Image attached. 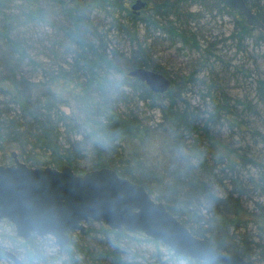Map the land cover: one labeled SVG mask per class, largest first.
Returning a JSON list of instances; mask_svg holds the SVG:
<instances>
[{
  "label": "trees",
  "instance_id": "1",
  "mask_svg": "<svg viewBox=\"0 0 264 264\" xmlns=\"http://www.w3.org/2000/svg\"><path fill=\"white\" fill-rule=\"evenodd\" d=\"M132 1L0 0V163L16 151L34 167L112 168L142 184L194 235L264 264V129L255 126L264 123V31L222 0H145L138 12ZM245 1L264 23V0ZM224 16L233 21L226 35L216 25ZM155 40L177 44L192 63L169 73L155 58ZM231 46L255 66L232 65L222 56ZM135 67L164 74L169 88L152 91L128 75ZM239 75L248 79L244 96L228 92ZM200 93L204 107L191 101ZM143 111L159 119H144ZM115 115L139 133L104 135ZM234 133L243 146H233ZM54 245L48 236L22 240L0 222V261L8 249L36 264H208L93 221L47 256Z\"/></svg>",
  "mask_w": 264,
  "mask_h": 264
},
{
  "label": "water",
  "instance_id": "2",
  "mask_svg": "<svg viewBox=\"0 0 264 264\" xmlns=\"http://www.w3.org/2000/svg\"><path fill=\"white\" fill-rule=\"evenodd\" d=\"M77 2L80 0H70ZM238 10L247 23L264 30V24L244 0H222ZM147 5L134 0L130 7L138 12ZM129 76L144 82L155 92H165L170 79L164 74L135 67ZM104 135L119 139L136 136L139 128L115 115L105 122ZM12 162L0 164V222L12 224L16 237L27 240L35 234L51 236L59 247L66 246L72 231L84 232L86 223H102L114 230L142 233L161 242L173 253L208 264H261L236 252H225L206 238L194 235L139 183L119 175L114 169L100 167L75 172L70 166H29L11 152ZM5 257L12 264H26L6 249Z\"/></svg>",
  "mask_w": 264,
  "mask_h": 264
},
{
  "label": "rangeland",
  "instance_id": "3",
  "mask_svg": "<svg viewBox=\"0 0 264 264\" xmlns=\"http://www.w3.org/2000/svg\"><path fill=\"white\" fill-rule=\"evenodd\" d=\"M231 20H232V18L224 16L222 19H219L217 21L218 24H216V25H221V28H222V30L224 32V35L228 34L229 31L232 28L233 21H231ZM201 24H202L201 26H204V25L207 24V22L203 20L201 22ZM216 25L214 23H208V25H206V26L213 27V29L217 33L218 32V27ZM156 41L157 40H155V42H153V44H152V48L155 51V58L157 59V61H159L163 65L164 68H166V70L169 73H173L174 74L175 72H178L181 69V67L184 68L187 65V62H189V63L191 62L192 63L193 60H191V57L193 58V55L191 57L189 55L186 56L183 50H181V51L176 50L175 48L178 46L177 44L176 45H170L169 42L163 41V42L157 43ZM251 42H252V39H251ZM251 46H252V44H251ZM234 49L235 48L233 46H231L227 50V53L225 55H222V56L226 60L230 59V63L232 65L233 64H240V65H244V67H247V68H249L250 66H252V67L255 66V63L254 62L252 63V60H249L250 55H246L245 53L244 54L243 53H239L237 55H234L233 54L234 51H235ZM251 53H253V52H251ZM252 55L253 54H251V56ZM39 57L42 58V55H40ZM251 59H252V57H251ZM257 62L259 63V59H257ZM239 76H240V85H234L235 82L234 83L232 82L231 83V88L228 90V92L230 94H233V95L244 96V92H245L244 88L247 85L248 79H245V77L243 75H239ZM201 91L203 92L204 90H201ZM191 101L193 102V104L195 103V104H198V105H200L202 107H204V105H205L203 103V99H202L201 93L198 94L197 96L195 95L194 98H191ZM139 115L141 117H143L144 119H146L150 115H151V118L155 119L154 121H157L159 119V113L156 112V111H149V112L143 111ZM250 119H252V117ZM252 121H255V120L252 119ZM149 123L154 125L155 122H153L151 120V121H149ZM251 124L254 125L255 123H251ZM260 124H263V125H260ZM255 126H257V127L259 126L260 128L264 129V123L263 122L261 123V121L259 123L256 121ZM219 133L222 135L223 138L225 136L226 137L229 136V134H230L229 130H228V128L226 126H223V128L220 129ZM233 138L234 139H230V138L229 139L233 142V146L234 147L243 146V143H244L243 141L242 142L240 140L237 141V134L236 133H234V137ZM153 197H155V196H153ZM262 199L263 198H260V200H262ZM245 204H246L245 206H247L249 209H251L253 207V203L250 202V201H246ZM86 225H87V223H86ZM253 228H254V225H252V223H249V228L248 229L251 230ZM48 238H52V237L48 236ZM52 240L54 242L53 238H52ZM3 242L10 243L6 239H4ZM54 244H55V242H54ZM56 246L57 245L55 244L54 246H48L47 247V249L45 251L47 253V256H53V257L57 256V247ZM145 248H147L149 250V252L152 251V247H150V246H145ZM18 250L22 253L23 248L18 247ZM7 260L8 259L5 257V259L0 261V264H9V262L11 263V261L8 260L9 261L8 262ZM27 264H36V263H29L28 262Z\"/></svg>",
  "mask_w": 264,
  "mask_h": 264
},
{
  "label": "flooded vegetation",
  "instance_id": "4",
  "mask_svg": "<svg viewBox=\"0 0 264 264\" xmlns=\"http://www.w3.org/2000/svg\"><path fill=\"white\" fill-rule=\"evenodd\" d=\"M134 1V0H133ZM245 1V0H244ZM245 3H246V1H245ZM247 4V3H246ZM248 6V5H247ZM249 7V6H248ZM234 9V8H233ZM251 9V8H250ZM234 10H236V9H234ZM252 10V9H251ZM236 11H238V10H236ZM253 11V10H252ZM254 12V11H253ZM239 13V12H238ZM240 14V13H239ZM242 15V14H241ZM256 15V14H255ZM245 18V17H244ZM259 19V18H258ZM246 20V19H245ZM247 22V21H246ZM262 22V21H261ZM263 23V22H262ZM264 24V23H263ZM250 25V24H249ZM253 27H255V28H259V27H257V26H253ZM260 30H262L261 28H259ZM262 31H264V30H262Z\"/></svg>",
  "mask_w": 264,
  "mask_h": 264
},
{
  "label": "bare ground",
  "instance_id": "5",
  "mask_svg": "<svg viewBox=\"0 0 264 264\" xmlns=\"http://www.w3.org/2000/svg\"><path fill=\"white\" fill-rule=\"evenodd\" d=\"M70 1V0H69ZM133 2V1H132ZM131 4V3H130ZM12 152V151H11ZM12 162V161H11ZM11 162H9V163H11ZM9 163H7V164H9ZM1 164V163H0ZM6 165V164H5ZM7 221V220H6ZM11 224V223H10ZM12 225V224H11ZM58 246V245H57Z\"/></svg>",
  "mask_w": 264,
  "mask_h": 264
}]
</instances>
